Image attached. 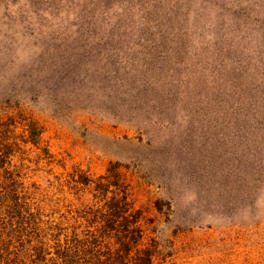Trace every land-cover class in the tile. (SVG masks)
<instances>
[{
  "label": "rangeland",
  "instance_id": "1",
  "mask_svg": "<svg viewBox=\"0 0 264 264\" xmlns=\"http://www.w3.org/2000/svg\"><path fill=\"white\" fill-rule=\"evenodd\" d=\"M7 116L30 182L117 163L153 264H264V0H0Z\"/></svg>",
  "mask_w": 264,
  "mask_h": 264
},
{
  "label": "trees",
  "instance_id": "2",
  "mask_svg": "<svg viewBox=\"0 0 264 264\" xmlns=\"http://www.w3.org/2000/svg\"><path fill=\"white\" fill-rule=\"evenodd\" d=\"M17 127L13 116L0 122V264H153L144 211L117 163L98 177L61 166L42 187L28 173L33 155L51 162L45 128L25 120L23 151Z\"/></svg>",
  "mask_w": 264,
  "mask_h": 264
}]
</instances>
